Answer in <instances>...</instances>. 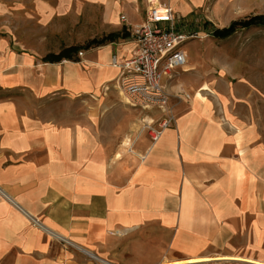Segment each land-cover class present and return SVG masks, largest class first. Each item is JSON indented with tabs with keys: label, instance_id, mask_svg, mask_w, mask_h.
Returning <instances> with one entry per match:
<instances>
[{
	"label": "crops",
	"instance_id": "1",
	"mask_svg": "<svg viewBox=\"0 0 264 264\" xmlns=\"http://www.w3.org/2000/svg\"><path fill=\"white\" fill-rule=\"evenodd\" d=\"M204 1L154 5L186 19ZM52 2L56 14L98 11L102 37L129 38L89 50L110 66L80 52L45 63L0 41V264H264L261 112L219 96L172 102L175 123L153 143L140 131L164 113L132 107L117 88L118 101L101 95L150 3ZM62 95L82 111L58 113Z\"/></svg>",
	"mask_w": 264,
	"mask_h": 264
},
{
	"label": "rangeland",
	"instance_id": "2",
	"mask_svg": "<svg viewBox=\"0 0 264 264\" xmlns=\"http://www.w3.org/2000/svg\"><path fill=\"white\" fill-rule=\"evenodd\" d=\"M53 4L52 0H0V41L5 40L11 48L43 60L64 48L85 46L94 37L99 39L107 33L101 29L103 23L98 11L81 14L80 9H71L66 14H56ZM256 16H264V0H205L192 17L185 19L188 29L197 35L184 45L188 65L176 71L168 82L170 95L188 94L195 98L196 90L206 87L201 91L202 101L219 96L229 110L261 112V123H264V26L238 30L226 39L214 37L216 30ZM112 47L120 48L118 44ZM81 51L83 59L100 61L96 52ZM108 62L110 56L101 63L109 65ZM62 65L66 68L67 63ZM101 89L102 96L119 100L116 81ZM94 96H89L91 106L96 101ZM66 99L70 98L58 97L53 106L58 113L82 111L81 103ZM172 102L176 105L182 101L171 98V106Z\"/></svg>",
	"mask_w": 264,
	"mask_h": 264
},
{
	"label": "built area",
	"instance_id": "3",
	"mask_svg": "<svg viewBox=\"0 0 264 264\" xmlns=\"http://www.w3.org/2000/svg\"><path fill=\"white\" fill-rule=\"evenodd\" d=\"M147 1L151 7L147 10L146 21L129 29L136 44L132 57L119 64L115 55L112 66L120 70L116 88L128 99L129 105L142 111L156 109L165 114L157 124L145 120L140 131L141 134L148 133L156 143L175 123L171 98L191 99L188 94L170 95L167 85L176 71L187 67L188 55L184 45L197 34L188 29L185 19L178 17L172 7L154 5L158 0ZM121 20L126 22V17ZM83 55V52L79 53L80 57Z\"/></svg>",
	"mask_w": 264,
	"mask_h": 264
},
{
	"label": "trees",
	"instance_id": "4",
	"mask_svg": "<svg viewBox=\"0 0 264 264\" xmlns=\"http://www.w3.org/2000/svg\"><path fill=\"white\" fill-rule=\"evenodd\" d=\"M252 26H264V16L251 17L243 21H237L233 23L229 28L223 30H216L214 37L218 39H226L232 36L235 32L241 29L250 28ZM120 38L127 39L129 38L128 34H124L122 37L118 34H110L102 38H95L88 42L85 46H72L62 49L59 54H52L45 57L43 60L45 63L57 64L62 61H74L76 56L81 50L89 51L94 48L102 47L107 43L116 42Z\"/></svg>",
	"mask_w": 264,
	"mask_h": 264
},
{
	"label": "bare ground",
	"instance_id": "5",
	"mask_svg": "<svg viewBox=\"0 0 264 264\" xmlns=\"http://www.w3.org/2000/svg\"><path fill=\"white\" fill-rule=\"evenodd\" d=\"M188 70H193V68H189ZM188 70H186V71H188ZM186 71H185V72H186ZM203 90H206V87L203 88L202 90H196V94H197V95H196V98H197V99L202 100V94H201V91H203ZM129 141H130V140L126 141V142H125V145H129ZM119 157H120V155H119Z\"/></svg>",
	"mask_w": 264,
	"mask_h": 264
}]
</instances>
